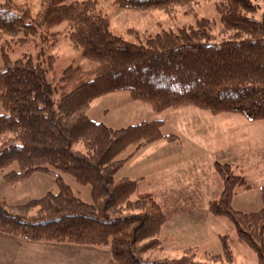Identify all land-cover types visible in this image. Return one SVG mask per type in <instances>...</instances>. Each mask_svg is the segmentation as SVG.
Wrapping results in <instances>:
<instances>
[{
    "label": "trees",
    "instance_id": "obj_1",
    "mask_svg": "<svg viewBox=\"0 0 264 264\" xmlns=\"http://www.w3.org/2000/svg\"><path fill=\"white\" fill-rule=\"evenodd\" d=\"M196 1L112 0L131 10H171ZM215 7L228 32L218 42L212 41L207 17L131 41L113 31L96 0H43L35 14L0 2V103L5 110L0 112V170L12 167L3 178L16 186L36 172L53 175L58 184V191L22 203L0 196V232L29 240L109 245L111 264H232L230 242L236 240L264 264V204L255 211L232 204L238 189L252 187L259 188L264 203V184L250 185L237 164L218 160L213 166L222 188L208 207L212 214L228 217L236 236L219 234L222 253L208 252L207 260L196 259L194 247L178 256H159L171 239L162 235L169 214L156 192L138 191L143 177L116 178L129 159L118 155L130 145L138 150L177 135L163 134L160 118L114 127L87 113L94 99L128 91L155 111L192 105L264 121V11L256 17L254 0H216ZM64 21L73 48L91 67L72 59L60 68L56 56L48 54L43 41ZM5 37H39V50L13 60ZM62 173L90 185L92 200L82 199Z\"/></svg>",
    "mask_w": 264,
    "mask_h": 264
},
{
    "label": "rangeland",
    "instance_id": "obj_2",
    "mask_svg": "<svg viewBox=\"0 0 264 264\" xmlns=\"http://www.w3.org/2000/svg\"><path fill=\"white\" fill-rule=\"evenodd\" d=\"M43 0H0L13 3L17 7L30 8L35 14L41 8ZM72 1V0H66ZM101 10L110 17L114 32L123 35L131 41H140L149 34L162 29H177L184 25L195 24L199 18L207 17L211 20L212 41L218 42L228 32L220 22L216 11V0H198L188 5H178L171 10L145 9L131 10L120 8L112 0H96ZM258 11L256 17L261 18L264 11V0H254ZM54 33L46 37L43 44L48 54L56 56L57 66L64 67L73 60L80 63L85 69L93 63L87 58H81L78 50L74 49L69 37V26L66 21L53 28ZM133 30V31H131ZM137 33V34H135ZM8 45L10 57L15 60L24 55H36L39 46V37L32 40H21L13 37ZM4 64L0 47V67ZM5 111L0 103V112ZM88 115L96 120H103L114 127L127 126L143 120L160 118L164 120L163 134H175L176 139H161L142 146L138 150L136 145H130L118 155V158L129 159L119 169L116 178L130 176L144 177L139 183V192L163 188L158 200L166 210L184 206H195L208 211L207 201L215 197L222 188L220 178L214 171V162H231L237 164V171L245 173L250 185L264 184V121L250 120L240 113H218L196 106H180L164 111H155L143 101L134 100L128 91H117L98 97L93 100L87 111ZM1 142V137H0ZM174 152L177 158L170 161L169 152ZM193 154L198 158V164H190L186 168V156ZM181 155L179 158L178 156ZM167 164L171 168L166 169ZM173 165V167H172ZM17 166L14 165L13 168ZM12 167L0 170V195L10 203H22L32 197H40L48 191H58V184L51 174L34 173L27 182L15 186L4 180V172ZM63 179L84 200L91 201V186L79 184L75 178L62 173ZM198 176H201L198 180ZM196 181L195 192L190 190L188 197L183 194L184 179ZM198 180V181H197ZM192 189V188H190ZM187 203V204H186ZM233 207L238 210L255 211L263 206L261 193L258 187L238 189L232 201ZM210 214V213H209ZM212 216L211 221H205L192 240L199 241L196 258L207 260L205 251L222 253L220 232L235 235L232 222L226 216ZM164 231V230H163ZM236 236V235H235ZM203 237V239L201 238ZM200 239V240H199ZM183 243V242H182ZM234 261L232 264H259L255 252L248 246L236 240L230 242ZM85 249L94 247L88 246ZM92 249L93 254L99 253L97 262L85 264H109L103 260L106 245ZM88 255V251L85 252ZM181 243L168 245L159 253V256L180 255ZM78 259L75 260V263Z\"/></svg>",
    "mask_w": 264,
    "mask_h": 264
},
{
    "label": "crops",
    "instance_id": "obj_3",
    "mask_svg": "<svg viewBox=\"0 0 264 264\" xmlns=\"http://www.w3.org/2000/svg\"><path fill=\"white\" fill-rule=\"evenodd\" d=\"M169 155L171 159L170 161H174L177 158L174 152L170 151ZM180 156L181 155H179L178 158ZM187 157L189 159H185V161H190V162L187 163L189 165H187L186 168H188L190 164H192L193 166L198 164V158L193 157V154L186 156V158ZM168 168H171L170 164H167L166 169ZM197 178L199 180L201 176H198ZM181 184H184L183 191H185L183 194L180 192L182 196L186 194V197H188L190 190L195 192L194 189L195 188L197 189L196 181L193 179L187 178L180 181L179 187H181ZM163 190H164L163 188H159L157 190H149V191L156 192L158 199L159 193H161V191ZM208 201H207V205H208ZM163 209L169 215L167 221L163 225L162 235L171 238L165 244L164 249L166 248V246L176 245V243L178 242L181 243L182 245L181 254L185 252L186 247H194V252L197 255V251H198L197 244H199V241H197L196 239L192 240L194 238L192 235L197 234L199 230H200L199 232L200 234L202 231L201 229H199L200 226H203V224H205V221L212 220L211 218L212 216H210V214L212 213L209 207H208L209 212L203 210L202 208H197L191 205L180 208H172L170 210H166L164 207ZM221 233L223 232H220L218 234ZM201 238L203 239V237ZM87 245L88 244H76L70 242L29 240L10 233L0 232V264H85L86 262L88 263L97 262L100 259L99 253L93 254V251L100 249L96 247H100L103 245H88L94 248L85 249L84 247H87ZM106 247L107 248L101 250V252H103L102 255L103 260H106L109 263L111 251L109 245H106ZM86 251H88V255H86L85 253ZM208 252L210 253V251H205L206 255ZM76 259H78L77 263H75Z\"/></svg>",
    "mask_w": 264,
    "mask_h": 264
}]
</instances>
